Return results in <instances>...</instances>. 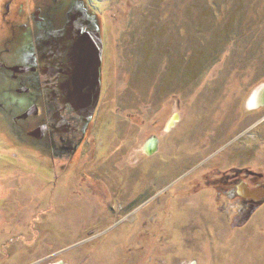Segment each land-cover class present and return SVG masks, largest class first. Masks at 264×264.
Listing matches in <instances>:
<instances>
[{
	"label": "rangeland",
	"instance_id": "374dc122",
	"mask_svg": "<svg viewBox=\"0 0 264 264\" xmlns=\"http://www.w3.org/2000/svg\"><path fill=\"white\" fill-rule=\"evenodd\" d=\"M76 2L105 39L103 136L55 157L0 70V264H264V0H0V60Z\"/></svg>",
	"mask_w": 264,
	"mask_h": 264
},
{
	"label": "flooded vegetation",
	"instance_id": "af4514ba",
	"mask_svg": "<svg viewBox=\"0 0 264 264\" xmlns=\"http://www.w3.org/2000/svg\"><path fill=\"white\" fill-rule=\"evenodd\" d=\"M35 16L40 18L39 14ZM55 19L57 24L56 26L51 25L52 27L45 25L44 21H37L38 34L35 35V41L27 51L24 61L9 65L6 61L0 60V70L5 69L9 78L19 84L14 91L26 93L29 97L28 106L18 116L13 117L20 132L45 143L55 157L71 158L81 147L88 144L90 139H102L103 136L100 137L96 128L103 112L107 86L105 39L99 27L95 25V19L81 2L74 3ZM75 19L76 27L82 28V32H85L89 26L95 25L103 40V60L100 67L101 97L94 115L89 119L76 113L63 91V86L68 82L72 72L68 53L74 43L72 40L74 31H69ZM118 110L126 111L121 106ZM129 115L131 118L133 115L134 117L139 116L137 113H129ZM177 118L178 115H175L172 119ZM22 121L25 124H22ZM163 128L165 130V125L162 126L161 131ZM31 133H35L36 136ZM160 139L161 137L157 135L150 139L147 145L148 154H154L156 151V154L159 153ZM218 153L217 151L213 156L210 155L195 163L188 170L208 164ZM240 183H243L247 190L249 187L256 189L252 188L253 185L247 179H241Z\"/></svg>",
	"mask_w": 264,
	"mask_h": 264
},
{
	"label": "water",
	"instance_id": "95a60500",
	"mask_svg": "<svg viewBox=\"0 0 264 264\" xmlns=\"http://www.w3.org/2000/svg\"><path fill=\"white\" fill-rule=\"evenodd\" d=\"M75 21L76 19L69 31H74V34L72 33L74 43L68 53L72 72L68 82L63 86V91L76 113L89 119L94 115L101 97L100 67L103 60V40L95 25L82 32V28L76 27ZM31 135L36 136L35 133ZM249 193L259 198L264 190Z\"/></svg>",
	"mask_w": 264,
	"mask_h": 264
},
{
	"label": "bare ground",
	"instance_id": "6f19581e",
	"mask_svg": "<svg viewBox=\"0 0 264 264\" xmlns=\"http://www.w3.org/2000/svg\"><path fill=\"white\" fill-rule=\"evenodd\" d=\"M222 153V152H221Z\"/></svg>",
	"mask_w": 264,
	"mask_h": 264
}]
</instances>
